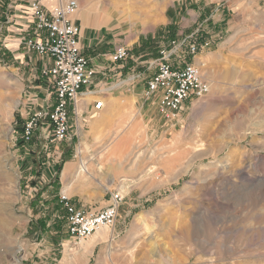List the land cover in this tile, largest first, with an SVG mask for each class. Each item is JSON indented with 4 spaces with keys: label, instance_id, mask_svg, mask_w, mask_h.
<instances>
[{
    "label": "rangeland",
    "instance_id": "374dc122",
    "mask_svg": "<svg viewBox=\"0 0 264 264\" xmlns=\"http://www.w3.org/2000/svg\"><path fill=\"white\" fill-rule=\"evenodd\" d=\"M79 2L82 14L111 20L97 53L114 70L105 95L118 100L107 116L93 110L105 96L94 94L68 142L40 132L25 144L22 123L52 88L41 57L0 51V264H264V0ZM192 34L198 53L180 61L211 91L167 120L144 97L151 63ZM119 47L130 57L113 64ZM117 190L125 199L106 236L72 239L60 192L103 209Z\"/></svg>",
    "mask_w": 264,
    "mask_h": 264
},
{
    "label": "built area",
    "instance_id": "2783aa9c",
    "mask_svg": "<svg viewBox=\"0 0 264 264\" xmlns=\"http://www.w3.org/2000/svg\"><path fill=\"white\" fill-rule=\"evenodd\" d=\"M79 10V0L60 2L51 10H47L40 0L31 4L32 34L23 38L21 43L28 51L45 60L42 74L50 82L53 99L50 106L29 114L20 134L25 144H30L40 132L49 144L68 142L73 129L72 119L80 116V98L84 89L94 82L97 72L83 53L82 29L74 20ZM194 37L192 34L181 41H172L151 63L155 74L146 84L144 97L147 100L156 99L159 112L167 120L173 119L191 102L204 98L211 91L210 84L197 66L184 65L180 61L183 60L182 55L195 56L198 53ZM183 48L187 53L183 52ZM129 57L130 50L119 47L109 60L113 64H123ZM173 58L179 59L177 65L172 63ZM94 107L102 110L104 101H95ZM59 199L65 211L68 233L81 243L115 225L125 197L118 190L110 192V205L100 210L79 206L63 191Z\"/></svg>",
    "mask_w": 264,
    "mask_h": 264
},
{
    "label": "crops",
    "instance_id": "0c3cea01",
    "mask_svg": "<svg viewBox=\"0 0 264 264\" xmlns=\"http://www.w3.org/2000/svg\"><path fill=\"white\" fill-rule=\"evenodd\" d=\"M33 1L35 0H0V42H1L0 51H4V52L8 51L12 53L14 58H18L21 60L25 59L26 55L28 54V52L25 51L26 46L22 44L21 41L23 38H26L27 36H30L32 34L33 25L31 18V13H32L31 4ZM42 3L47 10H51L55 6H57L55 0H48V1L43 0ZM74 20L76 24H78L82 29L81 46L83 48V53L86 57H88L91 60V66L93 68H96V72H97L96 76L94 77V82L92 86L85 88L84 94L80 98L81 110L84 111L86 102L83 101L84 100L83 97L87 93L89 94L90 92L92 93V97L94 98L97 97L94 96V94L102 93L103 95H105L107 92L106 90H104V88L107 86V81L110 80V78L112 77V73L114 71L111 68L112 65L110 64L108 65V63L105 62V59H103L106 55H101L100 53H97L98 47L104 45L103 40L105 39V37L101 32V30L104 27L109 26L111 20L109 17H106L105 22L103 24H100L98 15L96 13L82 14L80 10L77 16L74 18ZM165 33L167 34V32ZM173 33L175 32H169V34L171 35ZM174 35L175 36L177 35V37L180 38V29ZM8 43H12V46L9 47L8 45L10 44ZM115 50L116 49L114 50L111 49L109 54L111 55ZM44 65H45V60L42 59V62L39 64L40 71H42ZM107 95L102 97H97L100 98V100L102 99L103 101L105 99L108 100L106 102V105L104 104V108L102 110H96L95 107H93V110L95 112L97 113L105 112L104 114L106 115L112 113V110L116 105L114 101H117L118 99L115 97H108ZM49 98L50 97H48L46 101H42V102H38L34 100V103L36 104L35 105L36 108H34L33 110L38 111L47 105L50 106L52 104V100L50 101ZM25 121H23L22 127ZM95 210H100V209H95ZM96 237H97V233L94 236L90 237L89 239L91 240L92 238L97 239Z\"/></svg>",
    "mask_w": 264,
    "mask_h": 264
},
{
    "label": "bare ground",
    "instance_id": "6f19581e",
    "mask_svg": "<svg viewBox=\"0 0 264 264\" xmlns=\"http://www.w3.org/2000/svg\"><path fill=\"white\" fill-rule=\"evenodd\" d=\"M123 14H125V13H123ZM128 17V16H127ZM203 68V67H202ZM95 96V95H94ZM94 97H92V93H87L85 96H84V100L83 101H87L88 102V100H91V99H93ZM97 100V99H96ZM105 100H108V99H105ZM93 102V101H92ZM106 102V101H105ZM114 111V110H113ZM110 114V113H109ZM108 116V115H107ZM105 124H106V120L104 119V116H99V117H97L95 120H94V122L92 123V131H91V134L93 135V136H96L98 133H100L101 132V129L105 126ZM97 137V136H96ZM98 167V166H97ZM99 171L100 172H102L103 171V167H99ZM81 172H83L84 173V176L83 177H85V176H89V177H92L93 176V174L90 172V170H89V168L86 166V163H82V169H81ZM80 172V173H81ZM85 180V179H84ZM111 182H115L114 180H115V178L112 176L111 177ZM123 185H126V184H123ZM133 185V184H132ZM107 189V188H106ZM108 190V189H107ZM141 221H142V219H141ZM109 231L107 230V229H103V230H101V231H99L98 233H97V239H93L94 241L95 240H98V239H100V240H102L105 236H106V234L108 233ZM189 236V235H188ZM92 240V241H93ZM93 246H94V244H93ZM86 250H88V249H86ZM156 254V253H155ZM154 256V255H153ZM154 258H156L155 256H154ZM16 264H19V262L17 261L16 262Z\"/></svg>",
    "mask_w": 264,
    "mask_h": 264
}]
</instances>
